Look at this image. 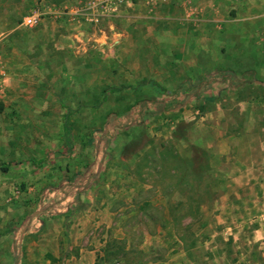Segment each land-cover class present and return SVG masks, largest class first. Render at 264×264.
<instances>
[{
	"label": "rangeland",
	"instance_id": "1",
	"mask_svg": "<svg viewBox=\"0 0 264 264\" xmlns=\"http://www.w3.org/2000/svg\"><path fill=\"white\" fill-rule=\"evenodd\" d=\"M86 1L0 0V264L81 252L129 264L152 253L144 240H169V264H188L178 240L199 264H264V169L229 181L237 162L195 144L213 125L264 135V0H123L96 23L61 14ZM35 9L45 20L21 26ZM245 196L255 207L242 212Z\"/></svg>",
	"mask_w": 264,
	"mask_h": 264
},
{
	"label": "crops",
	"instance_id": "2",
	"mask_svg": "<svg viewBox=\"0 0 264 264\" xmlns=\"http://www.w3.org/2000/svg\"><path fill=\"white\" fill-rule=\"evenodd\" d=\"M69 9L76 8V5H70L66 6ZM26 14V13H25ZM69 21H74L73 19H69ZM75 22V21H74ZM80 34V31H77ZM118 35H123V33H118ZM76 36H79L76 33ZM81 36V34H80ZM120 38V37H119ZM116 41L119 43L118 38H116ZM148 62L144 61L143 68L144 70H148L149 66ZM157 69V68H154ZM146 74H143L141 77H145ZM169 76V73L167 70H162L155 74V77L153 79L158 83H167V78ZM153 80V81H154ZM139 114L137 112L138 117ZM140 117V116H139ZM228 130H222L216 128L214 125L210 126L207 133L209 136V140L203 141L201 140V134H197V139L195 138V144L198 145V147L205 148L209 150L213 154V158L217 161V165H220L221 163H218L220 160L223 159L224 161H229L230 159H233L237 162V169L233 168L232 165L229 163H226L227 169H222L223 175L222 177L226 178L227 180H252L256 179L258 181L260 179V174L262 169H264V139H263V129L261 127L257 126H250L248 128H245V130H237L235 132L228 131ZM197 140V141H196ZM218 171V170H217ZM215 171V177L216 172ZM66 186L65 188H67ZM231 193V192H230ZM264 193V191H262ZM76 193L73 195L75 197ZM239 197V196H238ZM242 197V195L240 196ZM76 200V197H75ZM74 200V201H75ZM243 198H240L241 201V211L246 212L247 210H251L255 207V205H251V207L246 209V206L248 204V198L245 196V201L242 203ZM76 203V201H75ZM243 207V208H242ZM264 207V205H263ZM229 212L235 211V206H231L229 204L228 206ZM264 209V208H262ZM257 211V210H256ZM260 211V210H259ZM71 214V212H70ZM264 214V213H263ZM260 214L258 225L255 226L254 232H256L257 238L259 240H264V215ZM262 215V216H261ZM70 215L68 214L65 219L64 223L68 219ZM38 221V220H37ZM234 222V221H233ZM236 222V221H235ZM240 222H244V220H240L237 223H235L236 226L240 225ZM40 222L35 223V218L33 219V224L27 225V229H30V227L39 225ZM239 223V224H238ZM242 226V225H241ZM261 235V236H260ZM180 248L179 251V259L185 260L188 264H199V256L198 254H195L193 252V242H183L181 240H178ZM168 244L169 240H144V247L145 249L151 250L152 253H149L146 255V257L143 260H138L131 262L129 264H169L167 262L168 257ZM157 248L158 253L154 252V248ZM156 250V249H155ZM94 257H91L87 255L85 252H81L78 256L76 255H70L65 256V253L62 254L61 258L57 260L54 264H93ZM121 263V261H118ZM175 264V263H174ZM178 264V263H176Z\"/></svg>",
	"mask_w": 264,
	"mask_h": 264
},
{
	"label": "built area",
	"instance_id": "3",
	"mask_svg": "<svg viewBox=\"0 0 264 264\" xmlns=\"http://www.w3.org/2000/svg\"><path fill=\"white\" fill-rule=\"evenodd\" d=\"M123 0H88L76 8L69 9L65 7L61 14L75 20V22L92 21L98 22L101 18L115 11ZM46 18V12L39 9L32 10L24 14L21 18L20 25L24 27H34L42 23ZM1 64V58H0ZM1 67V65H0ZM1 86V79H0ZM47 191V190H46ZM114 264H120L116 261Z\"/></svg>",
	"mask_w": 264,
	"mask_h": 264
},
{
	"label": "trees",
	"instance_id": "4",
	"mask_svg": "<svg viewBox=\"0 0 264 264\" xmlns=\"http://www.w3.org/2000/svg\"><path fill=\"white\" fill-rule=\"evenodd\" d=\"M221 78H222V79H226V75H223V74H222V75H221ZM138 106H139V108H138V114H139L140 117H142L143 114H144V112H145V109H146V104H144V103H139ZM156 110H157V111H162V110H165V108L162 107V106H160V108H159V107L157 106ZM156 110H155V111H156ZM75 201H76V204L79 203V200H78V199H76ZM69 215H71V214H69Z\"/></svg>",
	"mask_w": 264,
	"mask_h": 264
}]
</instances>
